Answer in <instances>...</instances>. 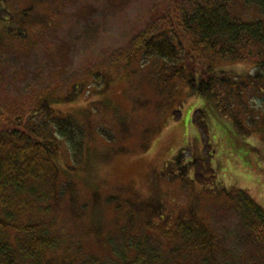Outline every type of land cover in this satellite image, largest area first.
I'll list each match as a JSON object with an SVG mask.
<instances>
[{
    "label": "rangeland",
    "instance_id": "374dc122",
    "mask_svg": "<svg viewBox=\"0 0 264 264\" xmlns=\"http://www.w3.org/2000/svg\"><path fill=\"white\" fill-rule=\"evenodd\" d=\"M186 3L188 0H5L2 4L12 13L30 9L24 25L26 38L14 41L10 48L3 93L12 99L24 93L27 103L38 79L47 87L45 92H67L77 86L74 100L57 101L53 106L63 115H74L82 127V162L67 177L70 187L66 193L52 203L43 219L60 240L81 246L82 255L109 256L105 237H118V229L130 217L135 231H144L147 224L160 233L172 230L189 208L217 236L232 242L240 216L223 193H210L214 186L241 188L264 209V135L253 132L245 139L261 154H246L244 146L239 149L243 155L234 154L225 143L223 129L208 116L206 130L192 121L205 102L189 90L183 72L179 76L178 71L161 68L135 49L129 57L118 58L129 40L153 21L164 24L172 19L175 26ZM208 3L221 4L245 20L262 16L261 9L246 0ZM183 36L189 43L186 34ZM184 67L188 73L189 60ZM217 67L245 72L252 65L222 61ZM22 68L23 73L17 72ZM198 70L194 65L193 71ZM178 108L179 118L173 120L171 115ZM258 112L256 106L253 116ZM226 119L222 118L224 125ZM180 151L183 154L172 164V171L179 170L184 159L195 160L190 176L195 173L199 180L206 176L203 159L210 163L209 176L214 174L209 183H192L189 176L181 180L165 172ZM57 160L65 167L68 151L62 150ZM106 196H112L110 204L104 200ZM127 199L139 206L128 208Z\"/></svg>",
    "mask_w": 264,
    "mask_h": 264
},
{
    "label": "trees",
    "instance_id": "16d2710c",
    "mask_svg": "<svg viewBox=\"0 0 264 264\" xmlns=\"http://www.w3.org/2000/svg\"><path fill=\"white\" fill-rule=\"evenodd\" d=\"M4 1L0 0V264H264V209L241 188L214 186V192H210L223 193L227 204L240 216V228L232 242L217 236L191 208L175 221L172 230L160 233L147 224L144 231H135L132 218L126 219L125 226L118 229V237H105L113 253L109 256L82 255L81 246L53 234L43 215L70 187L66 179L81 164L83 153V131L76 117L61 114L53 104L74 100L77 86L72 85L67 92H45L47 87L38 79L32 84L34 89L27 103L22 98L24 93L14 99L3 93L10 48L14 41L26 38L24 25L30 16V9L15 13L5 10ZM246 1L261 9L262 16L245 20L221 4L211 5L208 0H191L189 4L188 0L177 15V26H173L172 19L164 24L153 21L129 40L118 58L129 57L135 49L161 68L178 71L179 76L183 72L189 90L205 102L204 108H197L192 121L206 130L208 116L223 129L231 152L243 155L239 149L244 146L246 154L259 155L261 151L253 149L245 139L253 132L264 135V0ZM169 12L175 16L172 9ZM188 60L187 73L184 65ZM222 61H247L252 68L245 72L225 70L217 67ZM194 65L199 72L193 71ZM17 72L23 73L24 69ZM167 84L172 85V81ZM256 106L260 112L253 116ZM179 115L178 108L171 117L175 120ZM222 118L228 119V125ZM257 120L261 122L255 126ZM62 150L69 155L65 167L57 160ZM181 154L182 151L168 162L165 172L181 180L189 176L192 183H209L214 174L209 176L206 169L210 172V163L203 159L201 166L206 176L199 180L195 173L190 176L195 160L183 158L179 170L172 171V164ZM112 199L106 196L104 200L108 203ZM126 204L128 208L139 206L129 199Z\"/></svg>",
    "mask_w": 264,
    "mask_h": 264
}]
</instances>
